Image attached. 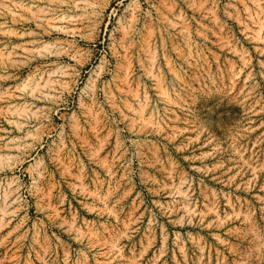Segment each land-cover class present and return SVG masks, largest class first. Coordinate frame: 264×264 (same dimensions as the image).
Returning a JSON list of instances; mask_svg holds the SVG:
<instances>
[{"label":"rangeland","instance_id":"obj_1","mask_svg":"<svg viewBox=\"0 0 264 264\" xmlns=\"http://www.w3.org/2000/svg\"><path fill=\"white\" fill-rule=\"evenodd\" d=\"M0 264H264V0H0Z\"/></svg>","mask_w":264,"mask_h":264}]
</instances>
